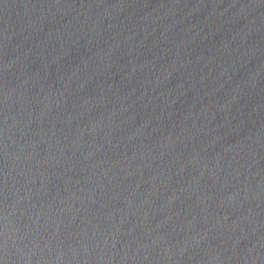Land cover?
<instances>
[{"label":"water","instance_id":"1","mask_svg":"<svg viewBox=\"0 0 264 264\" xmlns=\"http://www.w3.org/2000/svg\"><path fill=\"white\" fill-rule=\"evenodd\" d=\"M0 264H187L89 0H0Z\"/></svg>","mask_w":264,"mask_h":264}]
</instances>
